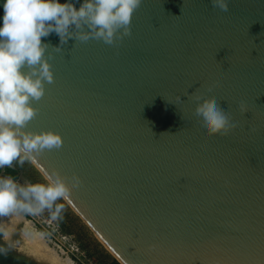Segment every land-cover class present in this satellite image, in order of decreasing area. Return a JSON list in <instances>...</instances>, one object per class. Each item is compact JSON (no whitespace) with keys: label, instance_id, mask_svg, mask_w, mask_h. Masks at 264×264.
<instances>
[{"label":"water","instance_id":"water-1","mask_svg":"<svg viewBox=\"0 0 264 264\" xmlns=\"http://www.w3.org/2000/svg\"><path fill=\"white\" fill-rule=\"evenodd\" d=\"M42 43L54 79L24 131L63 144L30 163L80 177L63 201L118 264H264V0H142L114 45ZM196 96L234 131L208 136Z\"/></svg>","mask_w":264,"mask_h":264},{"label":"clouds","instance_id":"clouds-1","mask_svg":"<svg viewBox=\"0 0 264 264\" xmlns=\"http://www.w3.org/2000/svg\"><path fill=\"white\" fill-rule=\"evenodd\" d=\"M141 3L142 0H83L77 9L72 0H5L0 26V169L10 168L14 162L35 163L36 156L63 144L61 135L52 130L24 131L37 112L30 100H39L45 93L44 82L52 83L54 79L52 66L45 58L48 45L42 43V37L55 32L61 45L70 38L114 45L131 35L132 16ZM211 3L214 8L228 11V0ZM55 50L61 51L60 47ZM201 99L195 97V115L208 136H227L234 131L237 125L229 112L213 98L199 102ZM240 111H247L243 101ZM44 180L45 183L20 184L10 175L0 176V217L13 213L37 215L47 209L52 219H57L64 208L57 201L69 200L72 189L80 187L82 181L75 173L66 177L55 169L45 172Z\"/></svg>","mask_w":264,"mask_h":264},{"label":"rangeland","instance_id":"rangeland-1","mask_svg":"<svg viewBox=\"0 0 264 264\" xmlns=\"http://www.w3.org/2000/svg\"><path fill=\"white\" fill-rule=\"evenodd\" d=\"M12 167V177L20 184L26 182L45 183L41 174L28 161L23 165L14 162ZM10 174L5 172V168L0 169V176ZM57 203L64 205L57 219H52L51 212L47 209L37 215L21 213L34 232L43 236L46 248L48 247V250L54 249L61 259L69 260L65 258L69 257L73 264H79L77 258L89 261L91 264H114L115 259L71 208L63 200L57 201ZM13 217L14 213L0 217V250H3L1 251L2 255L10 254L22 258L17 262L10 259L9 264H23L22 261L26 262L25 264H64L57 263L51 255H45L42 250L33 248L30 239H28V224L26 222L13 224ZM48 240L51 241L50 244Z\"/></svg>","mask_w":264,"mask_h":264},{"label":"bare ground","instance_id":"bare-ground-1","mask_svg":"<svg viewBox=\"0 0 264 264\" xmlns=\"http://www.w3.org/2000/svg\"><path fill=\"white\" fill-rule=\"evenodd\" d=\"M19 222H28L26 221L25 217L21 214V213H14V217H13V224L19 223ZM28 224L27 227V233L29 234V238L30 242L32 243L33 248L38 249L39 251H43V253L45 255H51L54 259V261H56L57 263H64V264H71L69 260H64L61 259L60 256L57 254V252L55 253V250H51V249H47L45 246V241L42 238L43 236L38 233V232H34V230L30 227V224ZM44 242V243H43Z\"/></svg>","mask_w":264,"mask_h":264},{"label":"flooded vegetation","instance_id":"flooded-vegetation-1","mask_svg":"<svg viewBox=\"0 0 264 264\" xmlns=\"http://www.w3.org/2000/svg\"><path fill=\"white\" fill-rule=\"evenodd\" d=\"M12 167V166H11ZM13 168V167H12ZM12 168H5V172H9L10 170H11V172H12ZM0 253H1V251H0ZM1 255H2V253H1ZM4 256V255H3ZM10 256V257H9ZM21 256V255H20ZM6 259H12L13 260V262H17V260H22V258H20L19 256H16V255H10V254H7L6 256H4ZM20 258V259H19ZM22 263L23 264H25L24 263V261H22ZM8 264H9V261H8ZM10 264H13V263H10Z\"/></svg>","mask_w":264,"mask_h":264},{"label":"trees","instance_id":"trees-1","mask_svg":"<svg viewBox=\"0 0 264 264\" xmlns=\"http://www.w3.org/2000/svg\"><path fill=\"white\" fill-rule=\"evenodd\" d=\"M9 173H11L10 175H12L11 170L9 171ZM8 261H10V259H6L5 257H3V255L0 254V264H8ZM114 264H118L115 260H114Z\"/></svg>","mask_w":264,"mask_h":264},{"label":"built area","instance_id":"built-area-1","mask_svg":"<svg viewBox=\"0 0 264 264\" xmlns=\"http://www.w3.org/2000/svg\"><path fill=\"white\" fill-rule=\"evenodd\" d=\"M79 264H91L89 261H85L84 259H78Z\"/></svg>","mask_w":264,"mask_h":264},{"label":"crops","instance_id":"crops-1","mask_svg":"<svg viewBox=\"0 0 264 264\" xmlns=\"http://www.w3.org/2000/svg\"><path fill=\"white\" fill-rule=\"evenodd\" d=\"M48 241H49V244H50L51 241H50V240H48ZM54 248H55V247H54ZM55 249H56V248H55ZM56 250H57V249H56ZM59 253H61V252H59ZM61 254L63 255V253H61ZM65 258H68L69 261H71L69 257H65ZM70 263L73 264L72 261H71Z\"/></svg>","mask_w":264,"mask_h":264}]
</instances>
